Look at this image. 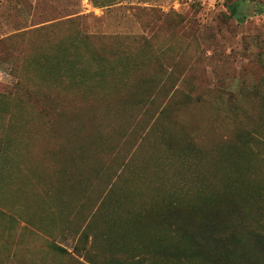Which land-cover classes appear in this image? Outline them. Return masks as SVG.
Returning a JSON list of instances; mask_svg holds the SVG:
<instances>
[{
	"label": "rangeland",
	"instance_id": "1",
	"mask_svg": "<svg viewBox=\"0 0 264 264\" xmlns=\"http://www.w3.org/2000/svg\"><path fill=\"white\" fill-rule=\"evenodd\" d=\"M237 174L264 185V0H0V264L123 263L107 218Z\"/></svg>",
	"mask_w": 264,
	"mask_h": 264
},
{
	"label": "trees",
	"instance_id": "2",
	"mask_svg": "<svg viewBox=\"0 0 264 264\" xmlns=\"http://www.w3.org/2000/svg\"><path fill=\"white\" fill-rule=\"evenodd\" d=\"M228 8L231 14L236 13V4H228ZM236 18L242 20L243 15L237 13ZM94 47L91 52L106 61L128 49ZM77 55L80 62L88 58L87 52ZM75 65L71 63V67ZM65 74L71 75L67 71ZM86 74L83 70L72 72L81 78ZM96 74L104 76L101 70ZM235 169L238 173L239 168ZM105 207L101 201L97 212ZM105 223L107 246L126 253L125 261L90 259L87 264H264V185L244 182L238 174L231 185L220 188L214 196L205 195L197 203L151 201L149 209L127 216L125 230L113 219L107 218ZM115 229L121 231L119 241L109 238Z\"/></svg>",
	"mask_w": 264,
	"mask_h": 264
}]
</instances>
